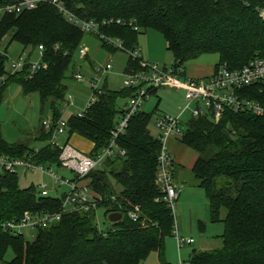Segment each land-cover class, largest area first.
<instances>
[{
    "label": "trees",
    "instance_id": "obj_1",
    "mask_svg": "<svg viewBox=\"0 0 264 264\" xmlns=\"http://www.w3.org/2000/svg\"><path fill=\"white\" fill-rule=\"evenodd\" d=\"M62 1L80 20L100 25L113 21L102 27L100 33L122 41L129 51L138 50L139 35L158 31L166 40L175 60L172 67L177 70L186 71L187 63L204 55L219 57L215 70L221 67L240 70L255 59H264V20L259 13L264 0ZM15 2L0 0V7ZM117 21L133 23L139 31L118 26ZM85 35L47 3L21 15L5 16L0 42L9 37L7 51L19 45L28 53L29 60L42 46L46 69L33 78L28 69L9 77L0 86V107L8 88L19 86L24 95L37 94L42 106L50 108L54 128L68 96L70 72L74 69L71 75L74 79L78 68L75 69V56ZM101 47L117 52L105 41H101ZM91 66L93 71V65L89 64L88 68ZM80 68L89 73L86 66ZM5 70L6 58L0 56V77ZM140 70V63L130 59L126 73ZM248 93L261 96L264 86L249 89ZM135 94L136 91L128 89L113 92L105 84L97 103L84 119L70 118L68 139L77 135L89 141L94 145L92 155L106 148L112 130L123 115L118 101H127ZM159 107L160 102L155 111ZM43 121L38 133L28 140L29 144H9L0 129V154L14 158L30 156L38 166L59 169L61 150L50 146L54 132H47ZM152 122V115L147 113L134 117L126 134L117 142L126 155L107 161L102 170L89 175L97 209L63 215L57 226L40 230L33 243L23 237L1 234L0 264H143L152 253L159 255L160 264H168L167 238L173 234L176 239L177 234L184 238L176 230V214L159 200L156 176L161 145L152 134ZM32 141L48 146L31 149ZM180 142L198 155L192 175L196 186L205 192L211 222H222L224 233L221 249L192 250L187 261L180 259L176 264H264V119L228 109L219 122L210 117L193 118ZM20 184L16 175H0V221L19 220L27 212L60 210L61 199L40 198L38 185L23 189ZM100 209L107 218L111 214L122 215L121 221L112 223L114 228L106 235L96 222ZM131 213L137 214V221L131 219ZM189 240L193 242L177 241L178 248L196 244L194 239ZM10 250L14 259L8 262L5 257Z\"/></svg>",
    "mask_w": 264,
    "mask_h": 264
},
{
    "label": "built area",
    "instance_id": "obj_2",
    "mask_svg": "<svg viewBox=\"0 0 264 264\" xmlns=\"http://www.w3.org/2000/svg\"><path fill=\"white\" fill-rule=\"evenodd\" d=\"M41 3L55 7L69 24L80 28L87 35L97 37L100 42L105 41L109 47L127 53L131 59L140 63L141 70L124 75V89L134 90L136 94L125 103L122 109L123 115L120 116L112 130L110 144L97 154L92 155V150L89 153H82L72 147L69 140L64 145L62 143L68 137L70 118L84 119L97 103L98 96L103 92L106 80L113 70V66L109 63L94 68L90 73L83 72L78 66L74 74V81L86 88V92H80L88 93V100L83 102L81 98L77 99V97L68 94L66 103L61 110V118L55 127L53 128L52 118L43 121L44 129L47 132L52 130L54 132L49 141L50 146L61 150L59 158L61 167L57 174L52 173V169L36 165L30 156L14 158L0 154V175L11 174L19 177L21 172H35L45 175L54 182L52 191L55 196L51 195L50 186L41 182L37 186L40 198L54 197L61 199L62 202L58 212H27L19 220L0 221V235L9 234L15 237H23V231L47 230L57 226L62 221L63 215L69 213L85 214L97 209L98 202L88 183L89 175L100 168H104L107 161L116 160L126 155V152L120 148L117 142L126 134L131 120L142 112L143 102L158 90L171 89L185 92L186 107L180 117L165 116L158 118L156 122H152L154 131L158 133L156 138L161 145L156 176V185L160 191L159 200L173 210L174 214H176V203L181 198L182 189L175 181L176 162L171 154L169 141L172 138L177 141L184 138L187 124H183L180 118L190 111L191 119L210 117L212 121L219 122L223 118V113L228 109L237 114L251 113L264 119V94L260 96L258 93H248L249 89L264 86L263 58L251 61L240 70H229L227 67H221L208 77L195 79L189 77L183 69L150 66L141 58L139 50L129 51L124 47L122 41L106 37L100 33L102 27L111 25L114 23L113 21L104 22L100 25L93 21L80 20L66 8L62 0H17L13 4L0 7V28L5 16L21 15L26 11L35 10ZM259 13L261 19L264 20V7L259 10ZM115 24L129 26L135 32L139 31V28L135 27L133 23L123 24V22L117 21ZM7 38L0 42V44H4L0 47V56L6 58V70L4 75L0 77V86H3L9 77L22 73L24 69H28L30 78L35 77L39 71L46 69V65L43 64L44 48L42 46L36 50L35 56L30 60L28 53H25L24 50L18 58L14 59L12 54H15L16 45L7 51ZM88 54V48L82 45L79 50L80 59L85 60ZM130 215L134 221L138 220L137 214L131 213ZM177 241L181 244L184 243V239L179 234H177ZM186 241L193 242L192 240Z\"/></svg>",
    "mask_w": 264,
    "mask_h": 264
},
{
    "label": "rangeland",
    "instance_id": "obj_3",
    "mask_svg": "<svg viewBox=\"0 0 264 264\" xmlns=\"http://www.w3.org/2000/svg\"><path fill=\"white\" fill-rule=\"evenodd\" d=\"M6 42H10L9 37ZM83 45L88 48L89 54L85 60H82L78 52L75 56V69L78 66H86L87 68L89 64L93 65V68H97L109 63L113 66V70L106 80L108 89L113 92L124 90V75L126 74L131 57L122 51L112 53L108 49L102 48L101 42L97 37L87 34L85 35ZM2 46H4V44H0V47ZM137 48L142 56L141 58L150 66L169 68L172 67L175 62L172 53L168 51L164 36L158 31L149 30L145 34L139 35L137 38ZM22 53L23 48L16 45L15 54L13 53L12 57L16 59ZM218 64L219 57L217 55H204L198 60L187 63L185 69L189 77L196 78L193 76V73H195L198 78H204V76L215 71ZM73 71L74 69L71 70L69 79L67 80L70 86L67 95L70 94L77 97V99L81 98L83 102H86L88 100V93L83 94L80 92H86V88L77 84L74 79L71 78ZM210 71L212 72L210 73ZM198 73H200V75H198ZM126 102L127 101L119 100L118 108L123 109ZM159 102L160 107L158 111H155V107ZM65 103L66 99L64 104ZM185 107L184 91L161 89L143 102L141 111L152 115V121L156 122L158 118L165 116L172 118L180 117ZM53 116L54 114L49 107L44 108L42 106L39 95H24V92L19 86L13 85L8 88L5 100L0 107V129L4 139L9 144H29L30 142L28 140L31 139L30 137L34 138V135H36L42 127V120H47L49 118L53 120ZM180 120L183 124H188L191 120V112L188 111L185 113ZM151 131L154 136L158 134L157 131H154L153 125H151ZM67 140H69L72 147L82 153H88L87 151L91 148L89 141L86 142V140L84 141L78 138L77 135H74L71 139L66 137L62 145H64ZM30 145V148L35 150L48 146L46 143H38L36 141H32ZM195 157H197L196 154ZM102 169L103 168H100V170ZM185 169L186 172H184V178L182 180L184 182H181L180 186L182 191H184L186 200L181 198L176 203V226L178 223L179 226L182 224L183 230L181 236L186 240L194 239L196 244L192 247L184 246V248L180 250L175 234L167 238L165 261L168 264L179 263L180 259L187 261L192 250L213 251L221 249L223 246L222 235L224 233V225L222 222H211V215L205 192L203 189L196 186L190 166L188 165ZM58 171L56 167L52 169V173L57 174ZM176 171L178 174L179 170H177V168L175 174ZM19 179L21 183L20 186L23 189H27L31 184L39 185L41 182H45L51 188V195L55 196V193L52 191L54 182L45 175L35 172H21L19 174ZM182 193L180 195L181 197L183 195ZM96 222L99 230L105 235L114 228L113 224L109 222L108 218L105 216V211L102 209L97 212ZM203 228H205V232L202 230ZM38 234L39 231L36 230H31L30 232L23 231L22 233L24 240L28 243H33ZM5 259L8 262L12 261L14 259L13 251H8ZM143 264H160V257L157 253H152Z\"/></svg>",
    "mask_w": 264,
    "mask_h": 264
},
{
    "label": "crops",
    "instance_id": "obj_4",
    "mask_svg": "<svg viewBox=\"0 0 264 264\" xmlns=\"http://www.w3.org/2000/svg\"><path fill=\"white\" fill-rule=\"evenodd\" d=\"M91 68H92V66L89 67V68L87 67V71L89 73L92 72V69ZM211 72L212 71H210V73ZM213 72L211 74L207 75V76H204V78L212 75ZM198 75H200V73H198ZM193 76L196 77V78H198V76L195 73H193ZM198 79H201V78H198ZM78 138L83 139L85 141L84 138H81L79 136H78ZM86 142H88V141L86 140ZM90 144H91V148H90L89 151H87L88 153L92 150V148L94 146L92 143H90ZM169 148H170L171 154H172V156H173V158H174V160L176 162V168H177V170H179V173L182 171L180 174L179 173L177 174V171H176V174H175V181H176L177 184L180 185L181 182L182 183L184 182L182 180L184 178L183 177L184 176V172H186L185 171L186 170L185 168L189 165L190 166V169L193 170V167H194V164H195V162H196V160L198 158V155L193 150L189 149L188 147H186L185 145H183L180 141H177L174 138L170 139V141H169ZM195 154L197 155V157H195ZM190 157H191V159H190ZM179 180H180V182H179ZM182 192H183L182 193L183 195H182L181 198L186 200V196L184 195V191H182ZM176 230L178 231V233L181 234L182 233V230H183L182 224L179 226V223H178ZM202 230L205 232V229H202Z\"/></svg>",
    "mask_w": 264,
    "mask_h": 264
},
{
    "label": "water",
    "instance_id": "obj_5",
    "mask_svg": "<svg viewBox=\"0 0 264 264\" xmlns=\"http://www.w3.org/2000/svg\"><path fill=\"white\" fill-rule=\"evenodd\" d=\"M108 219H109V222L114 224V223L121 221L122 215L121 214H111Z\"/></svg>",
    "mask_w": 264,
    "mask_h": 264
}]
</instances>
